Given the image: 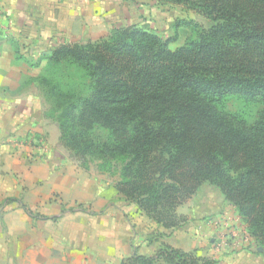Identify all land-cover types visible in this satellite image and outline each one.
<instances>
[{"label": "trees", "instance_id": "1", "mask_svg": "<svg viewBox=\"0 0 264 264\" xmlns=\"http://www.w3.org/2000/svg\"><path fill=\"white\" fill-rule=\"evenodd\" d=\"M156 1L195 11L209 26L187 23L196 37L174 50L130 25L44 52L53 65L81 66L90 80L87 98L58 96L66 143L81 156L121 160L118 193L165 229L186 222L177 207L204 183L217 187L264 254V110L247 125L217 107L227 95L264 100V0ZM55 90L46 88L52 97ZM95 125L107 129L105 140L82 136ZM158 261L218 264L170 245L120 264Z\"/></svg>", "mask_w": 264, "mask_h": 264}, {"label": "rangeland", "instance_id": "2", "mask_svg": "<svg viewBox=\"0 0 264 264\" xmlns=\"http://www.w3.org/2000/svg\"><path fill=\"white\" fill-rule=\"evenodd\" d=\"M120 1L121 16L116 21L117 25L108 30V33L115 28L134 25L157 34L167 42L168 48L174 50L196 37V31L187 23L193 21L202 27L209 26V22L201 14L187 10L182 6L163 4L156 0H129L125 6L123 0ZM124 11L127 14L124 15ZM94 40L96 39L90 41ZM77 42L84 43L86 41L80 40L75 43ZM40 61L39 77L46 80V86L39 81L36 84L39 97L35 98L33 106L35 102L36 104L35 107H32L34 108L32 115H35L36 118L33 121L36 124L33 129L36 131L24 136L8 134L1 138L0 145L9 155H22L24 153L22 147H29L27 155L24 156L30 165L39 166L44 162L42 166L48 168L76 170L77 175L74 177L78 179H92L93 190L100 195V197H93V201L98 203L99 211H93L90 205L83 202L68 205V200L62 204L60 213L53 214L49 211L50 202L57 199L62 201V197L59 191L45 190L41 183L36 189L34 201L25 197L23 193L16 194V196L0 195V233L5 249L3 256L0 257V264H120V260L130 256H126V253L127 251L128 254L132 252V248L136 247V241L132 239L127 242L119 240L116 238L118 233L113 235L112 241H110L106 234L109 228L106 222L117 219L123 223L122 217H125L130 223L128 226L134 232L137 225L131 224L132 220H129L128 217L139 210L137 204L125 199L115 187V183L119 180L121 160L104 162L101 157L92 153H87L84 156L77 154V151L66 143L65 122L60 115L62 108L57 106V101H63L66 97H71L72 101L87 98L91 94L89 76L85 69L71 62L53 65L45 61L43 55ZM49 85H55L57 96L52 97L48 94L46 88ZM60 95L62 96L59 100L58 96ZM217 107L247 125H252L264 110V100L251 99L242 95H227L217 102ZM82 136L105 140L108 131L100 125H95L94 128L84 131ZM5 139L4 144L2 140ZM7 139H16L17 145L13 148L9 147L6 145ZM11 149L15 151L11 152ZM37 149L41 151V154L35 153ZM23 189L26 192L27 187H23ZM84 189L92 188H80V190ZM45 194L48 197V202L43 201ZM220 195L217 187L204 183L197 193L178 206L179 208L177 207L178 212L181 213L193 205L195 207L206 199H209L210 205H213L212 203H216L214 201L221 199ZM31 204L34 205L31 206ZM228 207L231 212L236 214L237 211L235 212L236 209L231 204ZM87 211L96 215L94 225L84 218V213ZM105 211H112V213L109 216L103 215L105 217L97 216V213L104 214ZM118 211L122 214L120 217H118L120 215ZM144 215L142 224L147 229L145 233L160 236L161 233L156 228V223L146 214ZM210 216L206 215L204 218ZM236 223L239 229L236 237L231 231L217 234L212 237L211 242L207 241L208 248L220 249V246L225 243L227 247L232 248L233 252L239 253L235 259H241L243 254L248 252L251 254L261 253L262 248L256 247L255 239L249 235L247 223L242 217ZM92 226H94L93 233ZM236 230L234 231L237 232ZM171 231L173 232L172 229ZM114 239L115 241H113ZM233 239L235 242L232 241ZM250 242L251 244H249ZM239 244L240 247H238ZM241 245H245V248ZM209 258L215 259L219 263L216 258ZM223 264H240V262L227 259ZM260 264H264V260Z\"/></svg>", "mask_w": 264, "mask_h": 264}, {"label": "crops", "instance_id": "3", "mask_svg": "<svg viewBox=\"0 0 264 264\" xmlns=\"http://www.w3.org/2000/svg\"><path fill=\"white\" fill-rule=\"evenodd\" d=\"M128 2L129 0H123L124 5ZM120 10V0H0V143L1 138L8 134L24 136L36 131L33 129L36 118L32 115V107H35V98L39 97L36 84L41 72L40 58L44 52L62 43L89 41L106 36L108 30L117 25ZM3 141L5 144L6 139ZM28 148L22 147V155H9L0 145V195L16 196L23 193L34 201L36 189L41 183L45 190L59 191L62 197V201L57 199L50 202L48 207L53 214L60 213L62 204L68 200V205L83 202L90 205L93 211H99L98 203L93 201V197L100 195L93 190L92 179H78L74 177L77 175L76 170L48 168L42 166L44 162L39 166L30 165L24 156L27 155ZM35 153L41 154V151L37 149ZM23 187H27L26 192ZM88 187L92 189L80 190ZM220 198L213 205H210L209 199L202 200L195 207L193 205L181 213L178 212V207L177 213L185 215L187 219L183 225L171 228L173 232L154 223L161 235H147V229L142 224L145 215L138 210L128 217L132 220L131 224L137 225L134 232L128 226L130 223L127 219L122 217L123 223L117 219L106 222L109 227L106 234L110 241L117 233L119 235L116 238L119 240L136 241V247L132 248L130 254L126 250V256L134 251L153 256L161 246L170 245L186 252L194 251L198 256L216 258L219 260L218 264L225 263L227 259H234L240 264H260L264 260V254L260 252L244 253L241 259H235L239 253L233 252L225 243L220 249L208 248L207 241L211 242L212 237L217 234L231 231L236 237L239 232L236 223L240 218L238 213L236 210V214L229 210V203L222 194ZM43 201L48 202L46 194ZM103 213L99 212L97 216H109L112 211ZM119 214L118 217L122 215L121 212ZM206 215L211 216L204 218ZM95 217L89 211L84 213V218L87 222H92V225L95 224ZM93 231L94 226L92 233ZM1 237L0 233V257L5 251ZM232 241L235 242L234 239ZM245 245L241 247L245 248ZM157 264L163 262L158 261Z\"/></svg>", "mask_w": 264, "mask_h": 264}, {"label": "built area", "instance_id": "4", "mask_svg": "<svg viewBox=\"0 0 264 264\" xmlns=\"http://www.w3.org/2000/svg\"><path fill=\"white\" fill-rule=\"evenodd\" d=\"M6 145H9V147L13 148L15 145H17L16 139H8Z\"/></svg>", "mask_w": 264, "mask_h": 264}, {"label": "water", "instance_id": "5", "mask_svg": "<svg viewBox=\"0 0 264 264\" xmlns=\"http://www.w3.org/2000/svg\"><path fill=\"white\" fill-rule=\"evenodd\" d=\"M259 250H261V248H259Z\"/></svg>", "mask_w": 264, "mask_h": 264}]
</instances>
